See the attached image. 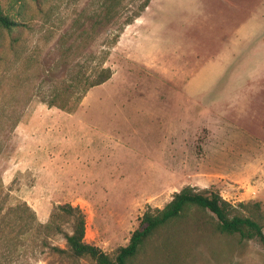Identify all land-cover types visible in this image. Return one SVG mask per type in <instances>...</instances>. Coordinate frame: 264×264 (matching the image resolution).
I'll return each mask as SVG.
<instances>
[{"label":"rangeland","instance_id":"1","mask_svg":"<svg viewBox=\"0 0 264 264\" xmlns=\"http://www.w3.org/2000/svg\"><path fill=\"white\" fill-rule=\"evenodd\" d=\"M102 2L0 0L18 24L0 45V264H93L58 256L39 245L42 236L9 241L22 203L40 224L55 206L79 208L83 242L110 257L146 209L185 186L234 206L258 203L264 218V0H148L118 31L141 2L123 0L78 51L93 53L89 68L102 62L110 78L70 110L48 107L40 96L60 43L99 22ZM45 238L65 248L61 235ZM150 259L134 264L165 262ZM175 264H264V250L189 231Z\"/></svg>","mask_w":264,"mask_h":264},{"label":"trees","instance_id":"2","mask_svg":"<svg viewBox=\"0 0 264 264\" xmlns=\"http://www.w3.org/2000/svg\"><path fill=\"white\" fill-rule=\"evenodd\" d=\"M122 1L103 0L100 12H94L97 14L95 16L99 17V22L94 20L87 29L79 25L70 31L75 35L71 42L60 43L59 55L50 70L52 75H46L49 81L47 92L45 96H40V100L48 107L70 110L90 88L103 84L110 78L111 72L109 68L103 67L102 62L89 68L94 61L93 53L81 54L78 51L87 47L88 38L83 36L91 34L95 25L101 23L102 27H105L111 23L117 16ZM147 4L148 0H141L134 10L123 18L117 30L131 24ZM93 17L90 16L88 20ZM17 26L12 18L0 10V45L5 35L18 31ZM13 42L15 38L10 39L11 46ZM113 43L114 39L108 46ZM78 53L80 56L76 57ZM60 67H63V72L56 75ZM12 211L15 214L12 226L17 228V232L12 237L6 233L9 241L19 238L26 240L30 233L33 236H42L39 245L48 247L58 256L70 259L87 258L93 264H134L141 255H145L149 261H156L150 259L153 255L164 257V263L153 264H175L176 250L178 251L179 244L189 231L201 234L217 233L233 237L238 243L254 240L264 250V218L258 203H238L234 206L210 189L196 190L185 186L173 193L162 208L146 209L139 218L137 227L130 234L127 244L117 248L112 257L83 242L84 217L77 207L69 204L55 206L44 224L36 222L34 213L24 203ZM63 224L68 225L69 232L62 230ZM51 234L61 235L65 243L64 249L46 245L44 238ZM156 239H159V243L153 245L146 254V247Z\"/></svg>","mask_w":264,"mask_h":264}]
</instances>
